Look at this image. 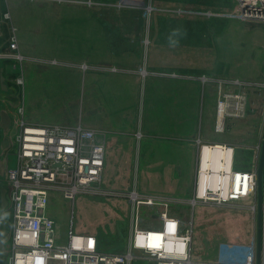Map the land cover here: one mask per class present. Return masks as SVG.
Listing matches in <instances>:
<instances>
[{
  "label": "crops",
  "instance_id": "0c3cea01",
  "mask_svg": "<svg viewBox=\"0 0 264 264\" xmlns=\"http://www.w3.org/2000/svg\"><path fill=\"white\" fill-rule=\"evenodd\" d=\"M86 1L0 0V88L3 82L5 90L13 89L15 99L9 98L12 103L22 100L30 123H80L103 139L100 186L108 194L90 197L106 199L114 209L111 246H105L100 231L83 233L92 234L100 250L121 252L131 228L120 240L115 231L123 222L132 225L130 191L166 198L167 212L181 219L168 209L195 208L188 199L199 141L233 145L235 168L251 169L256 163L262 138L257 119L264 114V21L229 16L232 0L222 12L180 16L155 10L147 20L120 27L117 12L90 9ZM13 33L16 49L8 44ZM18 52L58 58L63 65L37 68L26 64V57L18 61L13 56ZM141 69L145 76L138 73ZM231 79L246 81L249 103L244 96L241 116L220 117V92L239 88L224 84ZM165 179L174 190L165 188ZM154 206L162 209L140 204L139 220L143 208ZM150 212L144 227L159 225L158 212ZM135 258L155 264L139 251Z\"/></svg>",
  "mask_w": 264,
  "mask_h": 264
},
{
  "label": "built area",
  "instance_id": "2783aa9c",
  "mask_svg": "<svg viewBox=\"0 0 264 264\" xmlns=\"http://www.w3.org/2000/svg\"><path fill=\"white\" fill-rule=\"evenodd\" d=\"M88 5L92 0H87ZM116 9L139 10L148 19L156 10L151 0H115ZM240 21H264V0H234L228 13ZM7 17L8 14L6 13ZM9 48L16 49L17 39L13 33ZM148 46V39H143ZM13 56L23 62L22 54ZM140 76L146 69L138 71ZM17 83L22 78L17 77ZM225 85L238 90L220 92L218 115L241 116L244 111L246 81L231 79ZM4 100V98L2 99ZM16 107L11 118V108ZM4 111L9 116L5 135L8 141L3 151L16 145V165L9 167L4 156L0 159V173L6 183V205L12 209L10 239L5 264H131L139 251L155 264H238L205 262L197 259L191 251L192 221L184 220L167 212L166 198L141 196L135 191L127 193L133 208L130 241L121 252H106L97 247L96 238L88 233H76L69 229L65 240H60L54 219L46 213L49 197L57 192L73 201L78 194H108L100 186L104 166L105 144L97 131L80 123L72 126L62 124H35L28 122L23 114L22 100H10ZM219 128L221 125L218 123ZM195 181L190 205H213L216 207L245 206L255 215V229L249 247L248 259L239 264H256L257 221V162L251 169L235 168L234 146L226 143L199 141ZM219 169V171L217 170ZM264 184V175H262ZM264 186V185H262ZM140 204L161 205L158 211L159 225H140L137 208ZM5 215V212H4ZM4 228L6 223L3 224ZM151 234H159L156 243ZM261 264H264V188H262Z\"/></svg>",
  "mask_w": 264,
  "mask_h": 264
},
{
  "label": "rangeland",
  "instance_id": "374dc122",
  "mask_svg": "<svg viewBox=\"0 0 264 264\" xmlns=\"http://www.w3.org/2000/svg\"><path fill=\"white\" fill-rule=\"evenodd\" d=\"M92 1L93 3L87 6L90 9L98 10L105 7L107 10L117 12L121 16V20L118 21L120 27L134 25L141 20L140 18L144 19L140 11L137 12L136 9H133V11L129 8L118 10L113 7V2L104 1V3H102L95 0ZM231 2L232 0H153L156 10H159V12L164 11L163 13L165 14L180 16H184L188 13L190 14V12L201 13L226 11ZM166 22L168 25L169 19L166 20ZM143 36L145 35H140L141 38ZM140 41L142 43L141 39ZM24 56L26 57V64H35L37 65V68H40L41 65L47 64L50 66L63 65L60 63L62 60H59L58 58H47L41 55L29 56L25 54ZM25 65L23 68H26ZM12 91L13 89L11 88L7 90L0 88V110L5 108L10 102L9 96H14ZM244 96L245 99L247 98L246 102L245 100L244 102L247 104L248 95L245 91ZM3 98L4 100H2ZM13 99L15 98L13 97ZM9 106L11 108V118H13V112L16 111V107H12L10 103ZM245 111H247L246 107ZM256 112L259 117V112ZM257 121L259 122V133L260 136H262V133H264V114L261 115V120L258 118ZM6 134L11 135V131L6 133V131L0 126V159L5 156L7 159V165L9 167H14L17 159L16 145H12L5 151H3L1 147V140ZM241 158L244 159L243 157ZM252 164H254V161H252L250 165L251 168L255 165ZM164 182H166L165 188H168L169 190L175 189L169 180L165 179ZM5 185L6 183L0 173V189L4 188ZM176 206L179 207L180 205ZM185 208L187 210L186 213H183L186 210L175 211L171 208L172 211L169 209L168 211L178 214L179 217L184 218V220H190V218L194 220L192 225L191 251L197 259L205 262L219 261L238 264L243 263L248 259L249 247L254 235L256 220L255 215L249 209L245 206L216 207L213 205H205L202 207L197 205L194 209L188 207ZM159 210L160 208L156 206L151 207V209L148 207L143 208L139 220L141 226H146V223L149 222L150 211L155 213ZM46 213L51 215L54 219L56 231L60 240L63 241L66 239L69 229L72 226V231L76 233L93 230L100 231L103 235L102 237L105 246L107 248L111 246L112 235L109 231H111L112 226L117 219H115L113 207L110 203L106 202V199L92 198L89 194L82 193L78 194L73 201H70L64 198L63 195L54 192L49 197ZM11 220L12 209L7 205L4 207L0 206V264H5L6 251L9 250L10 239H6L7 234L4 233V231L9 232ZM4 223H6L5 228L3 226ZM155 223L157 224V221ZM130 228L129 222H126V224L123 222V224L118 225L116 231L119 232V234L117 235V232L115 231L116 239L120 240V234L121 237H124L127 232L129 233ZM120 249L122 250V248ZM131 264L146 263L141 259L134 258Z\"/></svg>",
  "mask_w": 264,
  "mask_h": 264
},
{
  "label": "water",
  "instance_id": "95a60500",
  "mask_svg": "<svg viewBox=\"0 0 264 264\" xmlns=\"http://www.w3.org/2000/svg\"><path fill=\"white\" fill-rule=\"evenodd\" d=\"M3 77H1V80ZM2 83V88L6 89L5 85ZM9 124V116L3 109L0 110V126L6 131ZM8 141L3 138L1 140V147H5ZM257 221H256V264H261V227H262V175H264V133H262L260 151L257 160ZM6 205L5 189H0V206L4 207ZM4 226V225H3ZM5 233V231H4Z\"/></svg>",
  "mask_w": 264,
  "mask_h": 264
},
{
  "label": "bare ground",
  "instance_id": "6f19581e",
  "mask_svg": "<svg viewBox=\"0 0 264 264\" xmlns=\"http://www.w3.org/2000/svg\"><path fill=\"white\" fill-rule=\"evenodd\" d=\"M217 170L219 171V169H217ZM151 236L154 238V241H152V239H150L151 242L156 243L155 241H157V239L159 238V234H151Z\"/></svg>",
  "mask_w": 264,
  "mask_h": 264
}]
</instances>
